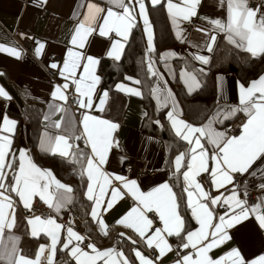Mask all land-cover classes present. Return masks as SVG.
<instances>
[{"label":"snow or ice","instance_id":"obj_1","mask_svg":"<svg viewBox=\"0 0 264 264\" xmlns=\"http://www.w3.org/2000/svg\"><path fill=\"white\" fill-rule=\"evenodd\" d=\"M43 2L46 3L47 0ZM106 2L109 5L106 11L93 0H87V3L82 5L86 9L85 13L70 34L72 47L67 50L63 70L59 72L66 81L70 80L75 85L78 94L76 102L81 109L94 107L93 95L101 81V77L95 72L99 60L84 51L90 36L95 33L101 38H110V34H115L120 39H116L111 44L107 56L120 60L124 48L121 40H127L137 26V16H139L143 20V30L147 35V52L151 53L154 50V34L145 0H106ZM149 3L152 8L165 6V0H149ZM217 3L225 9L226 14L209 18L198 16L202 0H176V2L166 0V12L176 28L177 39L184 42L183 29L180 28L181 21L191 23L193 18L204 19L211 28L198 27L195 31L203 32L207 37L208 52L213 51L218 35L223 33L229 44L235 45L251 58H264V0H217ZM250 4H255V7H250ZM37 43L36 53L39 55L44 45ZM0 52H7L15 57L20 56L17 48H8L3 44H0ZM175 55L174 51L164 54L165 57ZM195 59L204 65L210 62V58L205 55H196ZM50 67L58 69L59 66L52 63ZM80 68L83 74L77 78V70ZM148 72L152 76L158 75L150 56ZM182 75L187 76L185 83L191 81L189 91L195 90L193 84L196 88L199 87L194 75L190 73ZM126 79L133 80V77ZM217 79L223 81L224 77L218 76ZM134 83L141 82L134 80ZM237 85L238 105L227 106V114H224V109L218 106L216 114L202 125H194L180 118L181 113L176 111L175 99L172 102L173 110L167 112V120L171 122L175 136L189 145L184 152L175 156L174 166L177 172L182 167L187 169L182 173L186 184L183 191L187 194L186 207L190 210L191 218L199 225L194 230L186 231V220L181 215L177 194L169 183H162L145 192L140 190L136 180H129L121 175H111L105 171L104 166L108 162L109 153L114 147L119 146L114 136L119 127L117 123L85 112L81 121L82 132L79 136L68 134L53 136L45 132L40 141L41 150L63 158L71 157L72 163H80L82 169L80 175L87 177L85 195L89 201H94L91 216L99 223L103 235H108L107 225L100 217L98 209L104 206V197L110 189V199L104 207L105 212L115 206L118 198H123L121 188L113 184L115 180L123 184V188L131 193L136 202L115 223L134 230L144 239L149 249L154 248L159 253L155 257L156 261L173 250L165 238L166 234L168 237H181L179 249L194 250L180 256L174 264H264V255L249 262L236 247L221 253L216 258L210 255L213 250L221 248L232 239L228 230L236 225H243L244 221L254 219L258 229L264 231V194L258 196L255 203L249 204L247 191L241 193L235 186L236 174L248 173L253 165L264 159V73L250 80L247 85L240 81H237ZM115 87L118 91H126L135 96L142 95L138 89L126 88L124 83H118ZM68 88L67 82L56 85L52 96L67 101ZM153 92L155 93L156 89H153ZM108 96V90H104L98 97L99 104L96 107L99 111L104 110ZM168 96H172L170 90ZM0 98L9 101L12 99L3 86H0ZM220 98L223 99V96ZM55 110L64 111L62 107ZM238 112L246 116V120L240 125L241 130L238 135L229 136L226 132L218 131L213 127L214 123H223V120L234 117ZM47 119L48 117L45 116V120ZM155 122L160 123L159 120ZM17 124L18 121L10 119L6 113L0 116V264H43L45 259L46 264H55L57 246L61 244V230L64 226L53 217L26 216L25 223L28 226L29 238L39 239L43 235L50 240V244L38 246L34 258L26 257L20 248L22 237L14 231L17 223V202L14 197L18 198L20 205L28 213L34 212L33 198L37 196L45 205L59 212L66 204L71 203L73 189L57 179L51 169L39 167L31 159L27 149L20 148L13 151V137ZM54 127L61 128V122H54ZM81 138L90 148V154L81 151L78 145L70 143L71 139ZM202 138L213 146L211 155L205 143H202ZM209 161L214 164L211 168ZM258 170L264 173V164L258 165ZM205 173L211 177V186L217 190L233 185L231 193L226 198L219 195L211 196L197 180V177ZM251 174L255 175V172ZM260 190L264 193V184L260 185ZM241 195L245 198L242 199ZM221 202L228 210L217 217L214 208L210 205H219ZM147 213H155L158 221L162 223V227H156L151 236L146 234L153 229L154 221L149 219ZM214 220L217 222L214 223ZM119 235L124 237L125 233ZM86 239L73 227L68 226L60 250H68L67 254L75 264H132L123 250H117L116 247L101 250L94 243H86L81 247V243ZM127 239L132 240L131 237ZM132 243L136 244L137 241L132 240ZM133 252L139 264H155L152 258L139 249L134 248Z\"/></svg>","mask_w":264,"mask_h":264},{"label":"crops","instance_id":"obj_2","mask_svg":"<svg viewBox=\"0 0 264 264\" xmlns=\"http://www.w3.org/2000/svg\"><path fill=\"white\" fill-rule=\"evenodd\" d=\"M93 2L105 8V11L109 6L106 0H93ZM86 3L87 0H47L46 3L43 0H0V44L8 48H17L20 51L19 57L9 55L7 52H0V73H3V75H0V86H3L12 97L10 101L0 98V116L6 113L10 119L18 121L13 137V151L20 148L27 149L33 160L32 154L28 149L30 127H27L25 123V112L30 105L40 108L42 112L41 119L39 120V131L35 137L36 144L34 149L37 153L49 155V157H57L59 155H52L49 152L41 150L40 141L45 132L53 136L63 134L79 136L82 132L81 121L85 112L113 121L119 125L114 133L119 146L114 147L109 153L108 162L104 166L105 171L111 175H121L129 180H136L140 190L145 192L162 183H169L177 194L181 207V215L184 216L183 210H185L188 217H190V220L184 217L186 220V231L194 230L199 225L191 218L190 210L186 207L187 194L183 191L186 184L183 181L182 173L187 169L186 167H182L177 172L174 166L175 156L180 152H184L189 145L175 136L171 122L167 120V112L173 110L172 102L175 99L177 101L176 111L181 113L180 118L194 125L206 123L209 118L216 114L218 106L224 109V114H227V106L238 105L237 81L240 80L234 73H225L215 68L217 66L216 63L219 62L218 54L220 51L218 52V48L220 50V48L230 47L231 49L239 50V52L245 55L247 53L237 49L235 45L229 44L224 38L223 33L218 35L213 51L208 52L206 48V44L208 43L207 37L203 32H197L195 29L198 27L210 29L211 26L204 19L199 18H193L191 23L180 22V28L183 29L182 35L184 37V42H181V40L177 39L175 35L176 28L167 15L166 0L164 7L157 6L155 8L151 7L149 0H145L154 34V50L151 53L147 52V35L143 30V20L139 16H137V26L129 34L127 40H121L124 43V48L121 51L120 60L107 56V52L111 50V44L116 39H120L115 34H110V38H101L98 34L94 33L86 42L84 51L87 55H92L99 60V64L95 67V72L102 79L99 69L100 62L113 63L116 65L115 68L118 69V63L122 62L125 49L128 47L131 37L136 36L137 39H141L143 42L142 51L146 58V67H148L150 56L154 70L158 73L157 76H153L154 81L149 92L151 101L144 103L145 101L141 99L143 94L135 96L126 91H118L115 85L124 83L126 88L132 87L142 93L140 86L134 83L135 79L125 81L123 80V76H126V74H122V78L114 83L116 92L124 96H122L123 99L121 101L123 103H121L120 108L113 101L112 98L115 95L112 93L106 99L102 112L96 107L99 104L98 97L104 91L101 86L102 81H100L93 95L94 107L92 109H81L76 102L78 94L75 91V85L70 80L66 81L59 75V72L63 70V61L67 59V50L72 47L70 44V34L78 20L82 19L86 10L82 5ZM114 10L119 11V9L115 8ZM224 14H226L225 9L221 8L217 0H202L198 11L199 17L217 18ZM21 34L24 35L22 36ZM37 42L44 45L39 55L36 53ZM25 43L30 44L29 54L25 52ZM172 51L176 53L175 56H164L165 53ZM196 55L208 56L210 62L204 65L195 59ZM50 57L55 58L50 60ZM52 63H56L59 66L58 69L51 68L50 65ZM48 71H54L56 77L51 79ZM186 73L194 75L199 83L198 88L194 84L192 85L195 89L194 91H189L190 80L188 83H185L187 76L182 74ZM261 73H264V69L260 71ZM82 74V68L78 69L77 78ZM218 76H223V81L218 80ZM207 78L210 79V82L212 81V92H214L215 98L208 101L207 106L210 107V112L207 113L204 121L200 123L198 120H190V116L201 118L206 113V110L203 114L199 107V111L194 112L188 118L186 116V109L193 105H198L197 99L194 97L201 89V86L205 84ZM66 82L69 83V88L66 91L67 101H61L53 97L52 92L54 91V87ZM153 89H156L155 93ZM169 90L172 93L171 97L168 96ZM221 96H223V99L220 98ZM59 107H62L64 111L55 110ZM45 116L48 117L47 120H45ZM157 120L160 121L159 124L155 122ZM245 120V114L238 112L234 117L223 120V123H214L213 127L218 131L226 132V128L239 125L240 131V125ZM56 121L61 122V128L57 129L54 127V122ZM153 128H155L154 131H152ZM171 138H177L180 142L178 147H176L177 149L172 153V156H169L168 142ZM81 140L85 152L90 154V148L86 146L83 138ZM70 143L74 145L73 139L70 140ZM202 143H205V147L209 149V154L211 155L213 146L207 144L203 138ZM260 164H264V159L253 165L248 173L240 175L238 181L235 183L237 190L241 193L245 190L248 192L251 189H255L257 191L254 199L255 202L258 196L264 194L260 190V185L264 184V173L258 170V165ZM213 166L214 164L209 161V167ZM43 169L48 168L43 167ZM253 172H255V175L251 174ZM201 176L203 177V182L201 183L205 191L209 192L211 196L215 197L219 195L226 198L231 193L233 185H227L225 188L217 190L211 186V177L207 173ZM68 180V185L73 189L71 193L72 201L66 204L64 208L70 207L75 197L78 198L79 205L83 207L82 211H87V215L83 219L85 223L82 221L85 224V235L92 239L91 242L97 248L103 250L108 247H116L117 250H123L132 264H139L134 256V248L139 249L149 258H152L155 264H174V261L177 259H173L172 252L176 248L179 249L178 245L182 242L181 237H168L165 234V238L173 250L167 252L162 259L156 261L155 257L159 253L154 248L149 249L144 239L140 238L134 230L115 223L136 203L131 193L123 188L121 182L113 180V184L121 188L123 198H118L115 206L105 212L104 207L107 200L110 199L109 189V193L104 197V206L98 209L100 217L107 225L108 235H103L100 231L99 223L91 216L94 201H89L85 195L87 177H82L83 181L79 187L77 181L73 178ZM241 198L243 199L244 196L241 195ZM14 199L17 202V223L14 231L22 237L20 248L23 254L26 257L34 258L38 246L40 244L48 245L50 244V240L43 235L39 239L29 238L28 226L25 223L27 212L20 205L18 198L14 197ZM33 201L40 202L45 206L38 196L34 197ZM210 207L214 208V214L217 217L228 210L227 206L222 202L219 205H210ZM50 209L57 215L62 210L56 212L53 208ZM71 212L73 214H71V217H79L75 216L72 210ZM147 215L149 219H152L151 217L157 218L158 224L156 227H162V223L158 221L155 213H147ZM215 222L217 221L214 220ZM156 227H153L146 235L151 236ZM120 233H125L123 241H117L115 238ZM228 233L232 236V239L221 248L213 250L210 253L213 258L218 257L221 253L233 247L238 248L249 262L260 255H264V231L258 229L257 222L254 219L244 221L243 225H236L234 228L229 229ZM184 235H186V232ZM65 236L66 228L63 227L61 230V244L57 246L55 264H75V261L68 256V250H60ZM127 237H131L137 243L133 244L132 240L127 239ZM88 251L90 252L91 250L88 249ZM190 251L194 250L190 249ZM46 256L47 250L45 252ZM43 264H46V259Z\"/></svg>","mask_w":264,"mask_h":264},{"label":"trees","instance_id":"obj_3","mask_svg":"<svg viewBox=\"0 0 264 264\" xmlns=\"http://www.w3.org/2000/svg\"><path fill=\"white\" fill-rule=\"evenodd\" d=\"M130 40L131 41L129 42L128 47H126L125 49V55L122 59V62L118 63V69L115 68V64L106 61L100 62L99 65V69L102 74L101 86L103 90H108L109 95L111 93L115 95L112 99L116 103V105H119V108L121 103H123L121 99H123L124 96L116 92V90L114 89V83L122 78V74H126V76H123V80L125 81H128V79H126L127 76L133 77V79L135 80H139L141 83L138 85L140 86L143 94L141 99L145 101L144 103H149L151 101L149 92L154 80L153 76L148 72V67H146V58L145 54L142 51L143 42L141 39H137L136 36H132ZM218 52L219 62L216 63L217 66L215 68L218 71H223L225 73H234V75L240 80V82L245 83V85H247L250 80L256 79L259 76L260 71L264 69V58L258 57L253 59L249 55H245L244 53L239 52V50L233 48L231 49L230 47H226L223 49L220 48V50L218 48ZM212 86V81L210 82V79L207 78L205 84H203L199 92L196 93L194 98L197 99L196 102L198 103V105L188 107L186 109V116H188L189 118L191 114L199 111V107L201 108V112H203V114L205 110L206 113L201 118L190 116V120H198L201 123L207 117V113L210 112V107L207 106V103L211 99L215 98L214 92H212ZM25 113V123L27 127H30V132L28 133V149L32 154L34 162L42 169L43 167L51 169L56 178L61 180V182L66 185L69 184L68 179L73 178L75 181H77L79 187L80 183L82 184L83 181L82 176L80 175V172L82 170L80 163H72L71 157L65 159L60 156L49 157V155H42L37 153L34 149L36 144L35 137L39 131V120L41 119L42 115L40 108L30 105L28 106ZM154 129L155 128H153L152 131H154ZM179 142L180 140H178L177 138H171V140L168 142L169 156H172V153L177 149L176 147H178ZM73 143L74 145H78L79 149L87 154V152H85V149L82 147L83 145L81 139H73ZM77 200L78 198L75 197L70 208L73 211L74 215H77V217L79 216L78 219L80 218V220L83 221V219L87 215V211H82L83 207L79 205ZM183 215L187 218V220H190V217H188V214L185 210H183ZM83 222L85 223V221Z\"/></svg>","mask_w":264,"mask_h":264},{"label":"built area","instance_id":"obj_4","mask_svg":"<svg viewBox=\"0 0 264 264\" xmlns=\"http://www.w3.org/2000/svg\"><path fill=\"white\" fill-rule=\"evenodd\" d=\"M250 7H255V4H250ZM25 52L27 54H29V50H30V44L25 43ZM55 57H50V60H53ZM49 76L51 77V79H54V77H56V73L54 71H48ZM239 125H235V126H231L226 128V133H228L229 136L231 135H237L239 132ZM240 174H236L235 175V183L238 181ZM197 180L200 182H203V177L199 176L197 177ZM248 196L247 199L249 201V204H252L255 202V194H257V191L255 189H251V191H248ZM245 198V197H244ZM27 212V210L25 211ZM71 208L70 207H66L64 209H62L59 214H55L52 212V210L50 208H48L46 205L44 206L42 203L35 201L34 202V212L33 213H28L27 212V216L29 215H41L43 218H48V217H53L57 220V222H60L65 228H67L68 226L73 227V229L81 235H84L87 239L85 242L81 243V247H84V245L86 243H92V239L89 238L88 236L85 235V224L78 220V218L76 217H71ZM73 215V214H72ZM152 220L154 221V226L156 227L157 223V218L151 217ZM117 241H123L124 237H121L119 234H117L115 236ZM86 251H88V249H85ZM191 252L190 249H186V250H181V249H175L172 252L173 255V259H179L180 256L185 255L186 253Z\"/></svg>","mask_w":264,"mask_h":264}]
</instances>
